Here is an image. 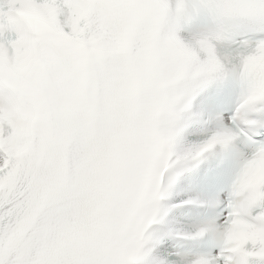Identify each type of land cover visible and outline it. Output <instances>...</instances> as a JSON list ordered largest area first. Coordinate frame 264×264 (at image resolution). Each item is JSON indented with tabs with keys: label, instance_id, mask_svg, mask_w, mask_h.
<instances>
[{
	"label": "snow or ice",
	"instance_id": "snow-or-ice-1",
	"mask_svg": "<svg viewBox=\"0 0 264 264\" xmlns=\"http://www.w3.org/2000/svg\"><path fill=\"white\" fill-rule=\"evenodd\" d=\"M0 264H264V0H0Z\"/></svg>",
	"mask_w": 264,
	"mask_h": 264
}]
</instances>
